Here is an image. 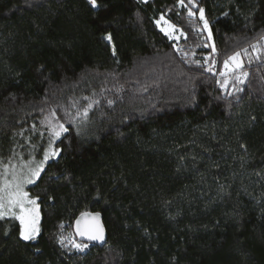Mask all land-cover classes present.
<instances>
[{
    "label": "trees",
    "instance_id": "obj_1",
    "mask_svg": "<svg viewBox=\"0 0 264 264\" xmlns=\"http://www.w3.org/2000/svg\"><path fill=\"white\" fill-rule=\"evenodd\" d=\"M97 3L0 0V168L59 149L25 187L35 239L0 219V264H264V0ZM83 212L102 248L74 237Z\"/></svg>",
    "mask_w": 264,
    "mask_h": 264
},
{
    "label": "snow or ice",
    "instance_id": "obj_2",
    "mask_svg": "<svg viewBox=\"0 0 264 264\" xmlns=\"http://www.w3.org/2000/svg\"><path fill=\"white\" fill-rule=\"evenodd\" d=\"M88 3L91 5L92 8H97L99 5L97 0H88ZM181 6L184 5V0H179ZM187 4L191 5V8L188 9V16L194 17L195 13L192 11V8L197 7L194 3V0H187ZM205 10L203 8H199V19L203 22L204 30H208V21L205 19L204 15ZM161 21L168 25V29L174 30L175 26L169 24L164 17H161ZM160 21H157L159 25ZM161 31H165V34L168 35L169 31L161 28ZM181 35L183 33L181 32ZM106 40L111 42V35L104 37ZM171 38V36H170ZM209 39H211V33H209ZM264 39V36L261 37ZM251 48L254 52L258 51V47L256 44L251 45ZM213 52H215V47L213 46ZM248 49H242L234 53L233 55L229 56L228 59L224 61V67L226 72H236L243 68V61H242V53L246 54ZM206 71H212V67H208ZM221 75H226L225 72H222ZM247 72H241V76L247 77ZM238 83H243L244 81L240 79V76L236 77ZM228 84V80L225 79L224 82L221 84V87L224 88ZM237 91H241V89H237ZM228 95H232L231 92ZM111 104L112 101H109ZM91 107V104L88 106ZM55 113H53V116ZM84 115L87 116V109H85ZM52 135L54 138H59L63 132H66L67 129L64 127L63 124L51 125ZM241 147H244L241 145ZM59 149L45 151L44 161H47L50 157H55ZM44 161H41L36 165L35 168H31L30 175L24 177L22 180L17 178L14 174L12 180H4L0 183V219L6 216H12L14 219L20 221V237L25 241L33 240L36 237V233L38 232L37 228V221H38V214L35 212L34 208L27 207V205H35V200H29L28 194L23 190V185L25 183L31 184L34 183L35 180L40 176L41 171H43ZM19 209V212L16 211ZM93 221H98V214L92 217ZM79 225V221L77 222ZM78 233L81 236H87L89 240H103V228L98 223H91L85 226L83 230H80L78 227ZM62 242V241H61ZM73 247H75L79 251H83L87 245H80L73 243Z\"/></svg>",
    "mask_w": 264,
    "mask_h": 264
},
{
    "label": "rangeland",
    "instance_id": "obj_3",
    "mask_svg": "<svg viewBox=\"0 0 264 264\" xmlns=\"http://www.w3.org/2000/svg\"><path fill=\"white\" fill-rule=\"evenodd\" d=\"M164 19L167 20L166 18H164ZM158 21H160L159 25L157 24V21H156V25H157L158 29L161 31V28H164L165 30L169 31L168 35L165 34V31H162V32L170 40L178 42L181 38H183V35H181V31L179 29H177L175 27L174 30H170V29H168V25L165 24L163 21H161V18ZM169 24H171V23L169 22ZM170 36H171V38H170ZM258 52H260V53H259V56L256 57V60L259 59L260 57H264V42L262 43L261 46L258 47ZM248 57H249L250 60H253V58H251L250 55ZM243 59L244 58H242V61H243ZM238 71H236V72H226V69L224 67L223 72L226 73V75H224V80L227 79L228 80V84H229L231 82V80H232V74H234V73H236L234 75L235 79H236L237 76H240V79L244 80V76H241V74L237 73ZM37 164H38V162L30 161L28 163H20V164L13 163L11 165H7V166L5 165L4 167L0 168V183H2L4 180H9V181L12 180L14 174L17 176V178L22 180L24 177L30 175V171L29 170L31 168H35ZM28 185H29L28 183H25L23 185V190L24 191H25V187L28 186ZM28 199L32 200L31 198H29V196H28ZM27 207L34 208L35 212L38 214V207H37L36 203H35V205H27ZM16 211L19 212V209H16ZM6 217H12V216L9 215V216H6ZM19 223H20V221H19ZM37 223H38V221H37Z\"/></svg>",
    "mask_w": 264,
    "mask_h": 264
},
{
    "label": "water",
    "instance_id": "obj_4",
    "mask_svg": "<svg viewBox=\"0 0 264 264\" xmlns=\"http://www.w3.org/2000/svg\"><path fill=\"white\" fill-rule=\"evenodd\" d=\"M97 214H98V221H93L92 217L96 216ZM78 221H79V225L77 223ZM91 223H98L103 228V236H104L103 240H89L87 236H81L78 233V227L80 230H83L86 225L91 224ZM72 231H73V235L76 238V240L81 243L94 245L100 248H102L106 244V240H107L106 230L102 222L101 214L98 212H83L79 214L73 222Z\"/></svg>",
    "mask_w": 264,
    "mask_h": 264
}]
</instances>
